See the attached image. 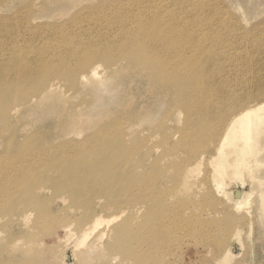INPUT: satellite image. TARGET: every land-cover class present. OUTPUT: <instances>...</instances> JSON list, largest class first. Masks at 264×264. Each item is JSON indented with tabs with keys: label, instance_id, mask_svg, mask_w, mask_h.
<instances>
[{
	"label": "rangeland",
	"instance_id": "rangeland-1",
	"mask_svg": "<svg viewBox=\"0 0 264 264\" xmlns=\"http://www.w3.org/2000/svg\"><path fill=\"white\" fill-rule=\"evenodd\" d=\"M0 5V28L6 25L0 29L3 64L9 59L20 63L37 57L62 59L58 71L44 72L46 82L30 96L50 81L59 84L58 89L32 103L26 101L30 96L15 98L22 85L12 79L9 68L2 70L0 100L9 99L7 118L0 114V264H264V208L259 199L264 183L258 181L260 177L264 181V162L243 186L228 184L229 189L243 187L250 192L249 203L238 211L209 189L207 158L196 165L190 186L176 188L178 155L186 158V147L199 141V150L204 147L212 154L214 143L207 150L210 137L192 139L200 129L191 123L195 112L186 107L198 97L186 96L167 78L155 77L128 49L144 45L154 35L161 37L167 22L177 21L183 33L189 30L193 37L160 57L185 68L188 53L182 50L193 48L203 72L201 84L218 87L216 95L222 99L231 93L235 108H241L264 97V0H0ZM142 24L149 32L137 42ZM79 48H101L103 57L76 66ZM209 60L217 68L222 65L214 77ZM95 64L97 77L80 81V75ZM69 69L72 73L64 75ZM14 105L17 112L10 111ZM72 128L81 130L75 140L86 154L107 146L108 134L119 135L110 148L105 147L123 148L112 172L101 178L96 172L89 182L86 179L84 190L59 179L58 172L39 167L36 175L35 169L25 171L26 155L18 154L22 142L32 138L33 145L55 144ZM69 150V144L62 148ZM260 155L264 161V148ZM80 193L83 197L87 193V198ZM93 214L104 220L116 218L99 224L97 232H104L98 239L92 234L75 244L73 235L79 234L80 223Z\"/></svg>",
	"mask_w": 264,
	"mask_h": 264
},
{
	"label": "bare ground",
	"instance_id": "bare-ground-1",
	"mask_svg": "<svg viewBox=\"0 0 264 264\" xmlns=\"http://www.w3.org/2000/svg\"><path fill=\"white\" fill-rule=\"evenodd\" d=\"M1 8L2 7L0 5V10ZM122 22H125V20H122ZM4 27H6V25H2L0 29ZM151 31H156V30H151ZM160 31H164L161 37L154 35L150 37L144 45L136 44L133 47H128V49L132 51V55L134 59L137 58L136 60L141 61L143 64H146L151 68L152 73L154 74L155 77L167 78L169 85L175 84V86L179 88L182 94H185L186 96L193 94L198 97V100L196 102L191 103V107H186L195 112L194 114L195 119L194 117H191L190 121L194 119V121L193 122L191 121V123L195 124L197 128L200 129L198 131L200 132L199 136L194 134V136H192V139L193 137H196L199 141L200 138H204L206 136L210 137L208 139L209 142L205 144L206 146H208V147H205L207 148V150L208 148L211 147L209 145L214 143L213 150H212L213 153L211 154L208 152L209 154H207L205 153L204 147H202V149L199 150V147L202 146V145L199 146L200 141L199 142L194 141V140H197L196 138L193 139V141L198 142V144L191 143L189 144V147H186L188 149V153H186L187 157L184 158L181 155H178V158L180 159L179 161L180 163L178 162V164H176V167L178 168L177 174H178L179 179L174 178L176 181L178 180L177 181L178 185L177 183L175 184V182H173V186L177 185L176 188H180V189L181 187L184 188L186 186H190V179L192 178V175L196 171V165H199L200 162H202L204 159L207 158V163L210 165V168H211L209 172V176L211 177L210 179L212 182L209 184L210 185L209 189L215 192L216 194L225 197L226 201L231 205V207L238 211L243 206L249 203V196H250L249 193L250 192L248 193L247 191H244L243 187H241V189L240 187L239 188H236V187H238L239 185L243 186L246 182L245 181L246 178H250V179L255 178L256 172H257V170L255 171V169H258L260 165H262V163L264 162L262 155H260L261 151L264 148V97L259 100L254 101L251 104L250 102L246 103L245 106L241 108H235L236 104H234V101L236 100L233 97L230 98L231 93H228L229 96L227 95L226 98L222 99L223 97L221 98L220 96L216 95L219 89L218 87L213 86L212 88H210V86H208L210 82L201 84V78L203 76V72H201V69L199 68V65L197 62V60L199 59V56L194 52L193 48L185 47L182 50L184 53H188V61H186L185 68H176L175 63H171V64L167 63L163 58L160 57V54L163 51L166 52V50H169L172 47H179L185 44V41L188 39H191L193 37V34L189 32V30H187L188 32H185L184 34L183 31L185 30H183L180 27L177 21L171 22V23L168 21L167 27L161 29ZM123 32L125 33V35L131 34V31H123ZM148 32H149V28L147 24H142L137 34V39H136L137 42H139L138 39L140 38L142 40ZM157 46H160L162 50L155 48ZM123 50L126 51L125 48H123ZM102 51L103 50L101 48H93L87 51H80V48H79L77 52V55H79L78 57L79 59H78V62L76 63V66L83 67V66L88 65L90 62L94 60H98L100 57H103ZM179 52L181 53V51ZM2 59H6V57L0 54V89H4L2 88V84L4 81V77H1L2 73H4L2 70L3 68L5 69L7 67L9 68L8 73L10 72L12 74V79L14 78L13 79L14 81H18V83L19 84L21 83L20 85H22L20 86V89H19V96L16 95L15 98L19 97V98H22L23 100L27 99L35 91L34 89H36L39 85H42L46 82L44 78L45 71H50V72L58 71L59 64L62 60L60 59L57 61H51L48 59L45 60V59H42L41 57H37L31 63L29 62L20 63V62H17L14 60L12 61L9 59V61L3 64L1 62ZM66 60L67 62L69 61V59H66ZM10 61H12V63ZM193 65L195 69H193ZM208 66H210L212 69V77L215 76L216 70L222 67L221 65L220 67L217 68L212 60H209ZM98 69H99L98 64L90 65L86 69V71L80 75V81L88 82L90 81V79L94 80L98 75V72H99ZM70 73H72L71 69L67 70V73H64V75L70 74ZM113 74H116V72ZM209 79H207L206 81H208ZM255 80L256 82L260 81V79L257 77L254 78V81ZM58 87H59V84H57L56 82L50 81L47 83L45 87L41 88L39 93L38 91H36V93L30 96L26 101L30 100L29 103H32V101L36 99L42 100L48 93H51L52 91L57 90ZM187 87H190L192 91H186ZM8 99L9 98L5 97L4 99L0 100V114L2 115L3 119L7 118L6 117V107L8 105ZM219 105H222V107H219ZM193 106L194 108H192ZM15 110H16V105L10 108V111H15ZM15 112H17V110ZM104 129L107 130L109 128H104ZM80 134H81V130L79 129H76V130L73 129L70 132H64L62 136L59 138V140L56 141L57 143L55 144H50L49 142L45 141L43 142V144L33 145L32 138H30L29 140L25 142H22L20 144L21 148L19 149L18 154H20V156L26 155L25 157H23V159L25 160L24 162L26 161L28 162V167H26L25 171L32 172L36 167H39L37 168V170L41 169L42 171H47V172L48 171H54L56 173L58 172L61 175L59 179L64 177L62 178V180L64 179L63 181L66 180L67 182L74 185V187H78V188L82 187V189H84L83 187L87 185L85 182L91 179L90 177H94L96 172L98 173L99 178L104 177L106 175L105 173L109 174L110 172H112V169L114 168L113 164L116 162V160L119 162V156L117 154L123 151V148L121 149L112 148V150L110 151V150H107L105 147L110 148L112 146V143L118 140L119 135L118 134L116 135V133L112 135L108 134L111 140L109 141V143L108 142L106 143L107 146H105L102 150L95 149L89 152L88 154H86L80 148L79 142L75 140V137H78ZM192 134H193V131H192ZM115 137H118V138H115ZM65 144L70 145V150L68 152L62 151V148L63 146H65ZM195 144L198 145V149L195 148ZM200 144H204V143H200ZM55 150H56V153H55ZM207 155L209 156L207 157ZM259 155L261 158L259 157ZM35 171H33V173ZM37 172L38 171H36L35 175L37 174ZM24 174H26V172ZM28 174L26 175L28 176ZM138 178H140V176H138ZM46 179L48 178L46 177ZM56 179L58 180V178ZM258 179H259L258 180L259 185L264 183L261 177ZM98 181L95 180L96 184ZM32 182L33 184H35L34 179ZM67 182L66 184L63 182L65 187L66 185H68ZM131 182L132 180L130 179L129 183L131 184ZM36 183H38L37 179H36ZM230 183H234L236 187L233 189H229L227 186ZM90 186H92V183ZM27 187L28 186H26L25 188ZM69 187L71 188V186ZM43 189H46V187H39L38 190H43ZM71 189L73 190V188ZM82 189H79L77 191L80 192V190ZM88 191H83V192L88 193ZM73 192L75 191L73 190ZM26 193L27 191L25 193L23 192V194H26ZM87 193H85L86 194L85 197L87 196ZM30 194L31 193H29V195ZM149 197L150 196H148V198ZM28 198H31V197L28 196ZM157 198L159 199V197ZM31 199H34V198H31ZM98 199L100 201V198ZM259 199H260L261 205L264 208V190L263 189L260 190ZM77 201L78 200L74 202H77ZM162 202H158V203L162 204ZM158 203L156 204V201H155V205H158ZM29 204L31 205L32 202L28 203L27 205ZM78 204L79 205L82 204L81 201ZM79 205L78 207H80ZM160 205L159 207H156L158 208L159 211H160L159 209ZM41 208L40 210L43 211L42 214H46L44 213V209L43 208L41 209ZM90 209L91 208H89V210ZM163 209L165 210V208H162V210ZM87 210L88 209H86V211ZM152 210H153V207H152ZM228 210H230V208ZM120 212H122V214H125L123 213L125 212L124 210H120ZM37 213L38 212H36V214ZM38 214H40V212ZM162 214H159L158 216L161 217ZM165 214L166 213H164V215ZM99 215L97 216L96 214H93L92 217H90V219L87 216L89 220H87L86 222L83 221V224L80 223L81 226L79 227L80 228L79 234L73 235V237L75 238V242H76L75 244L79 245V244L84 243L87 237L92 234H94V237H96V239H98V237H100L103 234L104 231L97 232L99 224L104 220ZM121 215L119 214L118 216L116 214V216L119 218ZM164 215H162V217ZM23 216L24 218L28 217L26 213H24ZM113 216H112V219L115 217ZM41 218H44V217L41 216ZM112 219L109 218L107 220H104L103 223H107V222L111 223ZM163 219L161 220L162 222H163ZM162 222H160L161 225H162ZM110 223H108V225ZM126 224L124 223L123 225H126ZM108 225L106 227H108ZM118 225H115V227ZM126 226H125V229H126ZM66 227H69V226L66 225ZM154 228L155 226H153V228L151 229H154ZM102 229L103 228H101V230ZM235 231H234V234H235ZM124 232H126V230ZM116 236L115 238L117 239L118 236L117 237ZM227 255H228V252L226 251L225 257Z\"/></svg>",
	"mask_w": 264,
	"mask_h": 264
}]
</instances>
